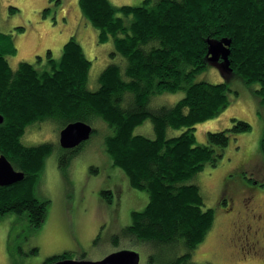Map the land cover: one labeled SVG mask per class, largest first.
<instances>
[{
	"label": "trees",
	"instance_id": "trees-1",
	"mask_svg": "<svg viewBox=\"0 0 264 264\" xmlns=\"http://www.w3.org/2000/svg\"><path fill=\"white\" fill-rule=\"evenodd\" d=\"M47 2L41 17L53 14V24L61 19L59 8L64 0ZM68 4L74 8L71 12L83 16L85 24L80 21L75 26L79 31L94 29L97 43L109 44L95 89L89 86V77L97 54L90 56L77 29L58 45L60 57L48 50L35 62L19 58L15 66L8 56L16 54L18 47L12 34L0 30V113L5 118L0 125V152L15 169L25 172L23 180L0 186V214L26 213L30 224L39 227L46 218L48 200L37 198L33 186L46 157L58 151L60 165L68 166L69 157L80 149L63 148L60 142L57 150L52 142L26 144L22 137L28 127L51 121L62 129L72 121L93 125L101 119L109 128L104 132V149L113 166L125 172L132 188L148 194L145 208L132 211L131 223L114 235V245L123 236L145 241L151 246L150 264H214L192 258L216 218L215 209L206 207L193 179L206 164L216 166L223 148L252 125L232 118L230 127L209 131L203 144L197 143L196 125L229 105L234 91L231 76L253 87L264 116V0H133L122 4L74 0ZM6 6H0V11L6 8L11 18L21 9L14 2ZM65 18L63 24L68 22ZM25 28L17 25L15 30ZM224 39L230 41L227 79L196 81L197 74L213 65L211 42ZM179 90L185 94L174 104L152 107L160 94ZM142 124L148 126L147 132L136 133ZM171 129L181 133L171 135ZM97 132L94 127L92 136ZM260 147L264 156V131ZM251 179L264 186V179L254 175ZM103 194L112 195L106 190ZM221 203L229 204L225 199ZM65 258H71L69 251L48 257L44 263Z\"/></svg>",
	"mask_w": 264,
	"mask_h": 264
},
{
	"label": "rangeland",
	"instance_id": "rangeland-1",
	"mask_svg": "<svg viewBox=\"0 0 264 264\" xmlns=\"http://www.w3.org/2000/svg\"><path fill=\"white\" fill-rule=\"evenodd\" d=\"M13 1L22 5L23 16L27 17L31 10L41 5L44 0ZM72 1L74 0H64V4ZM132 1L115 0V3ZM71 6L69 5L73 11L74 8ZM2 13L1 10L0 25L5 27L8 22H5ZM17 13L21 14L22 8L16 10L15 14ZM47 16L53 18L50 13ZM78 17L77 13L69 14L68 22L63 27L60 24L51 27L43 21L24 31H6L13 35L18 47L16 54L8 56L10 64L15 63L13 64L15 66L20 57L25 56L26 60L51 41L59 44L64 38L63 33L74 28L73 20ZM60 27L64 28V32L60 30L57 34L55 30ZM77 30L79 31V27ZM93 30L82 28L78 34L79 39L89 47L90 56L97 54L95 59L93 58L94 64L89 77V86L95 89L99 86L100 67L107 59L106 55H109L110 48L109 44L104 42L94 43L98 36L96 37V31L94 30V33ZM61 53L62 49L58 53L53 52V55L60 57ZM110 58L114 57L110 55ZM221 61L220 59L219 62ZM226 79V74L217 65L210 66L195 77L196 81L214 83ZM231 79L234 91L230 93L229 105L217 116L196 125L197 143H206L209 131L230 127L232 118L244 119L252 128L232 138L229 145L223 148V157L217 165L206 164L193 179V182L200 186L206 207L215 209L216 218L211 230L194 250L192 258L198 263L264 264V248L254 251L243 246L238 233H235L237 225L231 223L229 213L224 210L225 206L229 207L230 204L224 205L220 199L221 190L228 182L227 186H230L227 187V192L233 196L234 201L231 204L232 215L246 214L247 219L250 218L248 223L252 225L250 229H258L259 220L253 216L250 206L247 210L249 201L246 203L245 197L253 195L259 208L264 210V186L251 179L253 175L255 179H264V156L260 147L264 116L260 112L262 108L259 98L252 90L253 87L235 76H231ZM184 94V90L160 94L153 100L152 107L174 104ZM41 123L28 127L22 137L23 141L33 146L52 142L57 150L61 127H57L56 123L51 121ZM93 126L98 132L84 141L83 145L81 143L77 146L80 149L69 157L68 166L60 165L61 154L58 151L51 152L46 157L44 169L33 186L37 198L48 200L47 215L39 227L30 224L26 213L11 211L0 214V264H41L48 257L66 251L70 252L73 259L98 260L119 249L136 250L141 254L140 264H150L148 259L151 246L145 241L123 236L118 239V245H114V240H117L114 235L121 233L131 223L132 211L145 208L148 194L132 188L125 172L120 167L113 166L112 158L104 149L106 135L104 132L109 129L106 123L98 119ZM147 127L146 124H142L135 132H145ZM169 133L178 135L181 131L171 129ZM103 190L112 193L107 195L111 196L110 199L103 194ZM97 228L99 233L90 244L88 238L94 235ZM243 235L242 233V237ZM182 247L184 251L185 248ZM26 248L29 251H25ZM35 248L37 250L33 251Z\"/></svg>",
	"mask_w": 264,
	"mask_h": 264
},
{
	"label": "water",
	"instance_id": "water-1",
	"mask_svg": "<svg viewBox=\"0 0 264 264\" xmlns=\"http://www.w3.org/2000/svg\"><path fill=\"white\" fill-rule=\"evenodd\" d=\"M230 41L227 39L211 42L209 61L220 67L222 72H229ZM222 60L219 62V60ZM5 118L0 113V124ZM94 126L86 121L69 122L60 130L59 142L63 148H75L91 138ZM25 172L15 169L5 154L0 156V185H11L23 180ZM141 254L133 249H119L98 260L65 258L49 264H140Z\"/></svg>",
	"mask_w": 264,
	"mask_h": 264
},
{
	"label": "crops",
	"instance_id": "crops-1",
	"mask_svg": "<svg viewBox=\"0 0 264 264\" xmlns=\"http://www.w3.org/2000/svg\"><path fill=\"white\" fill-rule=\"evenodd\" d=\"M12 2H14V3H16L15 1H13V0H0V3H1V6L3 7V6H6V4L7 3H12ZM48 2H47V0H44L42 3H41V5H39L38 7H36V8H34L33 10H31V12L28 14V16L27 17H24L23 16V13H24V8L22 7V5H20L19 3H16L18 6H20L21 8H22V13L20 14H16V16L13 18H11V15H9V13H8V11L7 10H5L6 8H3L2 9V14H3V18H4V20H5V22H8V25H6L5 27L3 26V25H0L1 26V29L2 30H5V31H8V30H10V31H16L15 30V27L17 26V25H26V30L30 27V26H33V27H35V24H37L38 22H41V23H43V21H45L46 23H48L51 27H52V25H55L56 26V24H60V25H62L61 27H63L65 24H63V20H61L62 19V17H66L65 19L66 20H68L69 19V14H75V12H71V9H69V4L68 3H66V4H63L64 6L62 7H60L59 9H60V16L59 17H61V19L59 18V20H57V21H55L53 24H52V19H54V17L52 18V19H50V17L49 16H47L46 18H42L41 16V9L47 4ZM7 7V6H6ZM78 15H79V17L74 21L73 20V26H74V28H72V29H69V30H67V32L66 33H63L64 34V38H63V40L61 41V42H59V44H55L53 41H51V43H48V44H45V45H43V48L42 49H39V50H36L34 53H33V55H31V56H29L28 58H26V60H29V61H32L33 59H35V55L37 54V53H41V54H45V51H46V49L48 48V47H51L52 49H53V51H55L56 53H58V51H59V48H58V45L60 46V45H62V43L65 41V39H66V37L68 36V35H70L71 33H75L76 31V25L80 22V20H81V23L83 24H85V22H84V20H83V16L80 14V12L78 11V13H77ZM51 15H53V14H51ZM21 16H23V17H21ZM28 26V27H27ZM56 28V32H57V34H59L60 32V30H63V32H64V28ZM55 31H53V32H55ZM78 34V33H77ZM17 36H19V34L17 35ZM78 36V39H79V34L77 35ZM84 45H86V43H84L81 39H79ZM94 43H97V40H95V42ZM20 59H25V56L24 57H20ZM97 231H98V228L96 229V232L94 233V235L91 237V238H88L89 239V243L91 244V242H92V240L96 237V235L99 233H97ZM23 250H24V247L22 248ZM25 251H29V249H25ZM45 262V261H44ZM44 262L43 263H41V264H44Z\"/></svg>",
	"mask_w": 264,
	"mask_h": 264
},
{
	"label": "flooded vegetation",
	"instance_id": "flooded-vegetation-1",
	"mask_svg": "<svg viewBox=\"0 0 264 264\" xmlns=\"http://www.w3.org/2000/svg\"><path fill=\"white\" fill-rule=\"evenodd\" d=\"M48 50H52V53L54 52L51 47H48L46 49V51H45V54L37 53L35 55V59H33L30 62H35L36 59H37L36 57L39 56V55L45 57L47 55ZM2 154L3 153L0 152V156ZM257 182L258 181H256L255 183H257ZM262 183H263V181H262ZM0 186H3V185H0ZM225 194H227V195H225ZM220 199H222V200L225 199L230 204V206L227 208L226 211L229 213L228 215L230 216L229 218L231 220V223H235L237 225V230H236L235 233H238V237L240 238L241 242L243 243V246L248 247L250 250H254V251H259L261 248H264V243H263V240H264V210H261L259 208V206L257 205V203L253 199V195L252 196L251 195L250 196H246L245 197V201H246V203H247V201H249L247 203V205H248L247 210L249 209V206H250L251 207L250 211L252 212L253 216H256L258 218V220H259L258 223H257L258 224L257 225L258 229L256 228L254 230L250 229L252 225L250 223H248L250 218H248L249 219L248 220L246 214H243L241 216L232 215L233 214L232 213V208L233 207H232L231 204H233L234 201H233V196L227 192V189L224 188V189L221 190ZM237 222H239V223H237ZM242 233L244 234L243 237H242ZM35 249H37V248H35Z\"/></svg>",
	"mask_w": 264,
	"mask_h": 264
},
{
	"label": "clouds",
	"instance_id": "clouds-1",
	"mask_svg": "<svg viewBox=\"0 0 264 264\" xmlns=\"http://www.w3.org/2000/svg\"><path fill=\"white\" fill-rule=\"evenodd\" d=\"M77 259H79V258H77ZM86 259V258H85Z\"/></svg>",
	"mask_w": 264,
	"mask_h": 264
}]
</instances>
